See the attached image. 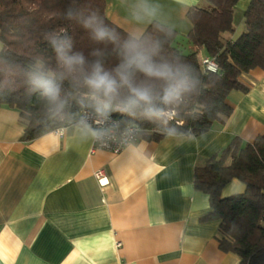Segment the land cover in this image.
Returning a JSON list of instances; mask_svg holds the SVG:
<instances>
[{"label":"crops","instance_id":"obj_1","mask_svg":"<svg viewBox=\"0 0 264 264\" xmlns=\"http://www.w3.org/2000/svg\"><path fill=\"white\" fill-rule=\"evenodd\" d=\"M249 1H237L229 38L242 31ZM151 2L161 5L158 22L181 35L191 27L188 8L207 6ZM132 3L105 0V14L128 33L143 32L149 23L131 19ZM240 81L244 89L227 95L231 113L205 133L140 137L117 153L91 151L76 123L25 142L17 110L0 104V264H238V255L218 247L219 222L201 219L208 195L194 187L193 174L233 137L251 142L264 132V70ZM243 189L233 178L222 195Z\"/></svg>","mask_w":264,"mask_h":264},{"label":"trees","instance_id":"obj_2","mask_svg":"<svg viewBox=\"0 0 264 264\" xmlns=\"http://www.w3.org/2000/svg\"><path fill=\"white\" fill-rule=\"evenodd\" d=\"M205 1L208 7L188 8L191 27L185 35L157 21L143 31L161 39L163 54L189 64L199 81L197 91L167 123L115 116L122 120L121 125H138L146 140H160L169 127L175 128L176 134L205 133L214 121L231 113L226 99L231 90L244 89L240 76L253 68L264 70V0L249 1L243 11V29L235 38L229 35L235 30L233 13L238 0ZM90 12L98 13L106 24L127 36V31L107 18L105 0H0V104L17 110L21 140L30 141L76 123L84 103L73 101L63 117H51L30 91L26 73L37 59L56 67L55 54L45 39L48 34L66 33L74 50L89 59L93 58L90 53L100 48L107 54L108 66L117 62L111 45L94 43L82 29L80 18ZM203 56L215 60L216 72L202 68ZM63 87L68 90L67 81ZM233 178L243 183V191L223 196V188ZM193 185L208 195L210 210L201 219L219 222V249L238 255V264H264V132L251 142L233 137L219 153L195 166Z\"/></svg>","mask_w":264,"mask_h":264},{"label":"clouds","instance_id":"obj_3","mask_svg":"<svg viewBox=\"0 0 264 264\" xmlns=\"http://www.w3.org/2000/svg\"><path fill=\"white\" fill-rule=\"evenodd\" d=\"M176 2L184 4L187 0ZM128 10L139 25L158 22L161 5L133 0ZM79 22L91 41L112 46L117 62L108 66L107 54L100 48L94 49L89 59L82 51L74 50L69 35L50 33L45 39L55 54L56 67L37 59L26 75L30 91L51 117H63L73 101L84 102L82 109H91L76 121L85 141L107 143L130 131L128 125L121 129L122 120H117V115L167 123L197 91L199 81L192 67L179 57L165 56L161 39L151 33L132 31L122 36L96 12L82 16ZM65 81L68 90L63 87ZM174 134L175 128H167V136Z\"/></svg>","mask_w":264,"mask_h":264},{"label":"built area","instance_id":"obj_4","mask_svg":"<svg viewBox=\"0 0 264 264\" xmlns=\"http://www.w3.org/2000/svg\"><path fill=\"white\" fill-rule=\"evenodd\" d=\"M200 61H201L202 68L204 70L209 71V72L217 71L218 65L215 62V60L212 59L211 57L203 56L201 57ZM84 111H88L89 113L91 112L90 109L85 108L80 111V115L83 114ZM115 118L119 120L117 117ZM126 125L130 127V131L118 135V137L114 140H110L107 143H98V142L92 141L91 151H94L96 149H102V150L109 151L111 153H117L121 151L125 146L129 145L130 143L135 142L137 139L141 137L142 130L138 125L136 124H126ZM126 125H120L121 129H123ZM63 129L64 127L61 126V127L55 128L54 131L58 135H62ZM94 175L101 186L108 183L107 177L105 176L104 171L102 169L97 170L94 173Z\"/></svg>","mask_w":264,"mask_h":264},{"label":"rangeland","instance_id":"obj_5","mask_svg":"<svg viewBox=\"0 0 264 264\" xmlns=\"http://www.w3.org/2000/svg\"><path fill=\"white\" fill-rule=\"evenodd\" d=\"M207 7H208V6H207ZM235 27H236V30H238V29H237V24H236ZM1 48H2V44H1V42H0V49H1Z\"/></svg>","mask_w":264,"mask_h":264}]
</instances>
